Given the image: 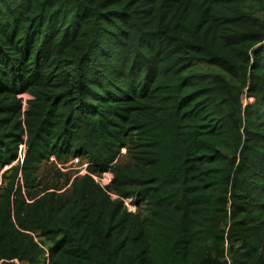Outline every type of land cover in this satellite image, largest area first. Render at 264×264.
I'll return each mask as SVG.
<instances>
[{"label": "trees", "instance_id": "1", "mask_svg": "<svg viewBox=\"0 0 264 264\" xmlns=\"http://www.w3.org/2000/svg\"><path fill=\"white\" fill-rule=\"evenodd\" d=\"M260 11L0 0V264H264Z\"/></svg>", "mask_w": 264, "mask_h": 264}, {"label": "rangeland", "instance_id": "2", "mask_svg": "<svg viewBox=\"0 0 264 264\" xmlns=\"http://www.w3.org/2000/svg\"><path fill=\"white\" fill-rule=\"evenodd\" d=\"M260 15L264 16V12L262 13L261 11L258 12ZM126 150L123 149L122 150V154H125ZM52 160H54V157L51 158ZM51 161L48 162H44L42 165V170H41V179L44 182L50 183L53 181H59V182H64V180L69 176H76L78 174H82L84 172H86V167L87 164H82L78 158L76 159H70L68 162L66 163H61L58 162L56 164V166H53L54 163H50ZM57 169L60 170V174H57ZM113 177V175L108 172L105 173L104 176L100 179L97 177V179L103 183V185H106L107 183H109L110 179ZM126 204H128L130 207L132 206V203L130 202V200H127ZM41 264H46L45 262H42Z\"/></svg>", "mask_w": 264, "mask_h": 264}, {"label": "clouds", "instance_id": "3", "mask_svg": "<svg viewBox=\"0 0 264 264\" xmlns=\"http://www.w3.org/2000/svg\"><path fill=\"white\" fill-rule=\"evenodd\" d=\"M86 172H87V171H86ZM111 179H112V178H111ZM111 179H110V181H111ZM110 181H109V182H110ZM107 184H108V183H107Z\"/></svg>", "mask_w": 264, "mask_h": 264}]
</instances>
